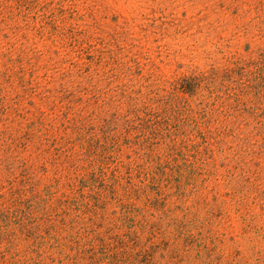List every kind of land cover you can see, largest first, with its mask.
Instances as JSON below:
<instances>
[{
  "label": "rangeland",
  "instance_id": "374dc122",
  "mask_svg": "<svg viewBox=\"0 0 264 264\" xmlns=\"http://www.w3.org/2000/svg\"><path fill=\"white\" fill-rule=\"evenodd\" d=\"M0 264H264V0H0Z\"/></svg>",
  "mask_w": 264,
  "mask_h": 264
},
{
  "label": "trees",
  "instance_id": "16d2710c",
  "mask_svg": "<svg viewBox=\"0 0 264 264\" xmlns=\"http://www.w3.org/2000/svg\"><path fill=\"white\" fill-rule=\"evenodd\" d=\"M94 173H91V177H89L88 179H89V182H88V179L86 178H82V180H81V185H82V187L83 188H91V186L90 185H88V183H95L96 181H99L98 180V178H96L95 177V175H93ZM105 175H107V174H103V176L105 177ZM114 176V174H111V176ZM100 182V181H99ZM93 259H94V256L92 257ZM91 261H92V259H90Z\"/></svg>",
  "mask_w": 264,
  "mask_h": 264
}]
</instances>
